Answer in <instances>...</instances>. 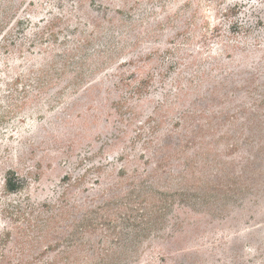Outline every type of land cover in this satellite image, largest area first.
<instances>
[{
  "label": "rangeland",
  "instance_id": "1",
  "mask_svg": "<svg viewBox=\"0 0 264 264\" xmlns=\"http://www.w3.org/2000/svg\"><path fill=\"white\" fill-rule=\"evenodd\" d=\"M134 1L0 0V264H264V0Z\"/></svg>",
  "mask_w": 264,
  "mask_h": 264
},
{
  "label": "trees",
  "instance_id": "2",
  "mask_svg": "<svg viewBox=\"0 0 264 264\" xmlns=\"http://www.w3.org/2000/svg\"><path fill=\"white\" fill-rule=\"evenodd\" d=\"M118 8L120 5L123 7H126L128 10H132V8L136 5V1L133 0V2H130L129 0H115ZM187 4H185L186 6ZM92 27H96L92 25ZM98 27V26H97ZM11 173V177H5L4 178V186L5 188L10 191V192H15L19 188V179L17 178V175L14 174L13 172Z\"/></svg>",
  "mask_w": 264,
  "mask_h": 264
}]
</instances>
